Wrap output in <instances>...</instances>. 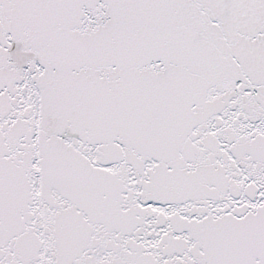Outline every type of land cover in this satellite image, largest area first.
<instances>
[{
    "label": "snow or ice",
    "instance_id": "1",
    "mask_svg": "<svg viewBox=\"0 0 264 264\" xmlns=\"http://www.w3.org/2000/svg\"><path fill=\"white\" fill-rule=\"evenodd\" d=\"M0 264H264V0H0Z\"/></svg>",
    "mask_w": 264,
    "mask_h": 264
}]
</instances>
